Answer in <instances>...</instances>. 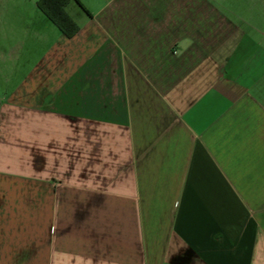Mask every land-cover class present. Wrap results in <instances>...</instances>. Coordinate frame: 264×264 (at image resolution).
Returning <instances> with one entry per match:
<instances>
[{
    "label": "crops",
    "instance_id": "1",
    "mask_svg": "<svg viewBox=\"0 0 264 264\" xmlns=\"http://www.w3.org/2000/svg\"><path fill=\"white\" fill-rule=\"evenodd\" d=\"M34 4L0 264H264V0H70L71 38Z\"/></svg>",
    "mask_w": 264,
    "mask_h": 264
},
{
    "label": "rangeland",
    "instance_id": "2",
    "mask_svg": "<svg viewBox=\"0 0 264 264\" xmlns=\"http://www.w3.org/2000/svg\"><path fill=\"white\" fill-rule=\"evenodd\" d=\"M23 15L9 14L0 16V98L16 83L20 74L32 65L33 58L24 62L22 55V26L19 21L23 18H31V10H35L34 0H22ZM32 14V15H31ZM9 22V23H8ZM18 32V33H17Z\"/></svg>",
    "mask_w": 264,
    "mask_h": 264
},
{
    "label": "trees",
    "instance_id": "3",
    "mask_svg": "<svg viewBox=\"0 0 264 264\" xmlns=\"http://www.w3.org/2000/svg\"><path fill=\"white\" fill-rule=\"evenodd\" d=\"M70 0H37V7L46 18L67 38L78 31V24L66 12ZM81 7L82 5L77 2ZM83 8V7H82Z\"/></svg>",
    "mask_w": 264,
    "mask_h": 264
}]
</instances>
